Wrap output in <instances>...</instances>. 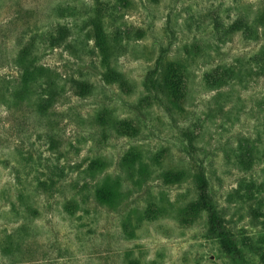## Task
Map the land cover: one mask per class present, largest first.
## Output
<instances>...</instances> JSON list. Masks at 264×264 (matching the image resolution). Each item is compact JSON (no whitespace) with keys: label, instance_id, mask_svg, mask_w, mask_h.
<instances>
[{"label":"rangeland","instance_id":"374dc122","mask_svg":"<svg viewBox=\"0 0 264 264\" xmlns=\"http://www.w3.org/2000/svg\"><path fill=\"white\" fill-rule=\"evenodd\" d=\"M31 36L45 71L24 95ZM0 46V264H235L208 235L199 168L264 264V0H0ZM170 62L189 78L181 108L147 88Z\"/></svg>","mask_w":264,"mask_h":264},{"label":"trees","instance_id":"16d2710c","mask_svg":"<svg viewBox=\"0 0 264 264\" xmlns=\"http://www.w3.org/2000/svg\"><path fill=\"white\" fill-rule=\"evenodd\" d=\"M33 2V0H31ZM124 1V0H123ZM34 5V4H33ZM19 12V11H18ZM18 18V17H17ZM17 21V19L15 20ZM14 21V22H15ZM92 26L90 29V34L94 40V45L97 50L104 56L105 60H108V41L107 36L103 30V25L99 21L91 22ZM36 38L37 36H31L25 45L20 49L19 53L16 55L14 60V65L23 66L30 63V67L26 66L25 70L20 74L21 85L19 90L21 94L27 95L29 92V83H34L40 79L43 72L45 71L43 66L37 64V53L38 49L36 48ZM21 41V39H20ZM21 46V43H19ZM3 46V45H2ZM0 46V49L2 48ZM1 53V50H0ZM1 55V54H0ZM159 71V70H158ZM159 78L153 79L149 77L147 88L148 90L156 91V93H162L167 100L181 108V105L187 99L188 93V75L185 71V68L177 62H170L160 71L158 76ZM104 78L107 82L109 80L115 83H118L119 87L128 86V81L125 79L124 75L117 71L116 69L108 67L106 75ZM110 78V79H109ZM28 85V86H27ZM86 89V86H82L80 90ZM27 90V92H26ZM20 96V94H19ZM42 97V96H41ZM18 99L16 90L12 93L11 97H7V102H15ZM133 131L135 133L139 132L138 123L132 121ZM129 130L132 128L130 125H127L125 122H116L115 127L120 130ZM137 129V131H135ZM125 132V131H123ZM137 155L136 152L132 151L130 156ZM195 190L197 193V198L201 205L202 212L205 213L207 231L208 235L218 241L221 245L224 253L232 259L235 264H255L250 261L247 257L244 248L241 246L239 240L233 235L229 229L226 220L221 215L212 191L210 189V183L206 172L203 168H199L194 175ZM98 197L102 203L111 205L116 202L118 196L115 191L112 190L110 185L103 184L99 187L97 191ZM69 208H72V205H68ZM264 244V240H263ZM251 252L254 256L261 257L264 259V247L255 246L251 247Z\"/></svg>","mask_w":264,"mask_h":264}]
</instances>
